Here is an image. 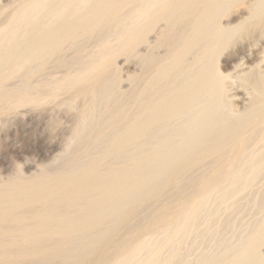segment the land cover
<instances>
[{
	"label": "bare ground",
	"instance_id": "6f19581e",
	"mask_svg": "<svg viewBox=\"0 0 264 264\" xmlns=\"http://www.w3.org/2000/svg\"><path fill=\"white\" fill-rule=\"evenodd\" d=\"M21 113L0 264H264V0H0Z\"/></svg>",
	"mask_w": 264,
	"mask_h": 264
},
{
	"label": "rangeland",
	"instance_id": "374dc122",
	"mask_svg": "<svg viewBox=\"0 0 264 264\" xmlns=\"http://www.w3.org/2000/svg\"><path fill=\"white\" fill-rule=\"evenodd\" d=\"M123 66H124V67H123ZM123 66H122V68H124V70L122 69V75H124V76L127 74L128 67H129V70H130V69L132 70V69H135V68H136L135 66L131 65L130 62L128 63V65L125 64V65H123ZM129 70H128V71H129ZM21 114H22V116H20ZM21 114L13 115V118H15V119H13V118L11 117V115H10L9 117L7 116L8 118L1 119V120H0V128H6L7 126H9V127H7V128H9V131H8V129H7L6 131H8V133H9L10 135H12V133L15 131L13 134H17V135H20V136H21V135H22L21 132H22L23 129H24L23 126H29V125H30L31 127L34 126L35 128L32 127L33 129H36L37 126H39V125H37V124H39V123H37V122L39 121V119H36V117L38 118V116H37L36 114H35V116H34L32 113H25V114L21 113ZM28 114H29V115H28ZM31 114L33 115V117L31 116ZM17 116H20V119H19V117H17ZM10 117H11V118H10ZM24 117H25V118H24ZM28 117H29V118H28ZM30 117H31V119H30ZM16 118H17V119H16ZM23 118H24V120L22 121ZM34 119H35V120H34ZM13 120H14V121H13ZM20 120H21V121H20ZM25 120H26V121H25ZM29 120H30V121H29ZM36 120H38V121H36ZM28 123H29V124H28ZM31 123H32V124H31ZM35 125H36V126H35ZM3 126H4V127H3ZM14 127H15V128H14ZM16 127H17V128H16ZM18 127H20V128L18 129ZM10 128H12L13 131H11ZM22 128H23V129H22ZM32 128H31V130H32ZM15 129H16V130H15ZM17 130H18V131H17ZM17 132H18V133H17ZM22 133H23V135H24V131H23ZM26 134H27V133H26ZM20 136H19V137H20ZM16 139H21V138H16ZM10 141H11V140H3V143H1L0 146H1V148H3V146H4V148L2 149L4 152H5V151H8V150L10 149V145H8ZM38 143H39V142H38ZM7 145H8V146H7ZM37 145H38V144H37ZM5 147H6V148L9 147V149H6ZM32 147H33V146H30V147L26 146V147L24 148V151H25V152H30V150L32 151V149H33ZM36 147H37V146H36ZM9 151H10V150H9ZM4 152H3V153H4ZM15 157H17V156L14 155L13 159H15ZM6 159L8 160V158H6ZM7 160H6V161H7ZM16 160H18V157L16 158ZM242 211H244V210H242ZM242 211H241V214L243 215L244 212H242ZM245 211H246V209H245ZM239 212H240V211H239ZM239 212H237V213H238V218H241V217H239V216H242V215H241ZM247 213H248V212H247ZM247 213H246V214H247ZM244 216H245V217L243 218L244 221L247 220V219L250 217L249 215H247V217L249 216L248 218L246 217V215H244ZM236 217H237V215H236ZM250 219H251V218H250ZM250 219H249V221H250ZM240 220H241V219H240ZM235 221H237V220H235ZM244 221L242 222V220H241V222H239V221L236 222L235 225H236V224L239 225V223H240V225H239L240 227L234 225V227H237V228L235 229V228L233 227L235 230L232 228L230 232L233 233L232 230L236 231L237 229L241 228V224H242V223H245ZM244 225H245V224H244ZM242 226H243V225H242ZM241 229H242V228H241ZM241 229H240V230H241ZM227 232H228V231H227ZM230 232H229L228 234H229V235H232V234H230ZM236 233H237V231H236ZM236 233H235V234H236ZM228 234H226V236H228ZM233 234H234V233H233ZM192 250H193V249H192ZM192 250H191V251H192ZM195 251H196V250H194L193 253H196ZM193 253H189V255L192 254V256H190L191 258H193V257L196 255V254L194 255Z\"/></svg>",
	"mask_w": 264,
	"mask_h": 264
}]
</instances>
